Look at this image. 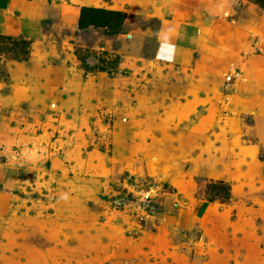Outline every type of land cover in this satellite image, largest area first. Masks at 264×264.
<instances>
[{
    "label": "rangeland",
    "instance_id": "obj_1",
    "mask_svg": "<svg viewBox=\"0 0 264 264\" xmlns=\"http://www.w3.org/2000/svg\"><path fill=\"white\" fill-rule=\"evenodd\" d=\"M7 1L0 264H264V109L238 92L264 100L260 3L103 0L127 15L108 37Z\"/></svg>",
    "mask_w": 264,
    "mask_h": 264
},
{
    "label": "crops",
    "instance_id": "obj_2",
    "mask_svg": "<svg viewBox=\"0 0 264 264\" xmlns=\"http://www.w3.org/2000/svg\"><path fill=\"white\" fill-rule=\"evenodd\" d=\"M14 1V4H13ZM8 0L7 3L13 7V11L15 14L19 15L21 21L26 22H35V21H42L44 22H51L50 19H61L67 23H78L76 21L79 20L80 17V10L82 7H89V8H96V9H105L109 10L111 7L108 5L106 6L103 3V0H80L81 4L79 7H73L74 12L68 13L64 10L58 11L56 7H59L60 4L54 2V0ZM68 2V1H66ZM65 2V3H66ZM116 9V8H115ZM110 11V10H109ZM116 11V10H115ZM118 11V10H117ZM116 11V12H117ZM173 36V35H172ZM177 35L174 37H170L171 40H163L161 45H164V52L173 58L174 61H187L189 58V48L190 44H180L177 43ZM176 39V40H175ZM190 40V39H189ZM175 42V43H174ZM172 44L174 46V50L172 49ZM156 52V51H155ZM243 97L250 99V102L246 103L242 107H246V109H250L254 102H259L260 108L264 109V100H255L258 97V89L254 86L253 83L248 82L242 85V90L238 91ZM254 106V105H253ZM256 127L258 129V133L260 137L264 140V117L259 116L257 117ZM264 164V163H263Z\"/></svg>",
    "mask_w": 264,
    "mask_h": 264
},
{
    "label": "trees",
    "instance_id": "obj_3",
    "mask_svg": "<svg viewBox=\"0 0 264 264\" xmlns=\"http://www.w3.org/2000/svg\"><path fill=\"white\" fill-rule=\"evenodd\" d=\"M260 3L264 8V0H252ZM127 17L122 12L107 11L104 9H96L89 7H82L80 10V17L78 21V28L80 30L102 29V32L108 37L117 36L126 33V28L123 22ZM49 23V22H44ZM228 189L225 190V197L229 198Z\"/></svg>",
    "mask_w": 264,
    "mask_h": 264
},
{
    "label": "built area",
    "instance_id": "obj_4",
    "mask_svg": "<svg viewBox=\"0 0 264 264\" xmlns=\"http://www.w3.org/2000/svg\"><path fill=\"white\" fill-rule=\"evenodd\" d=\"M231 78L232 77H230L229 80H231ZM151 192H152V190L151 191H147V192L143 191V194H141V196H142V198H143L142 200L144 202H150L151 201V199H152Z\"/></svg>",
    "mask_w": 264,
    "mask_h": 264
}]
</instances>
